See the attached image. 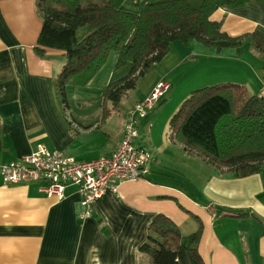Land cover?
Segmentation results:
<instances>
[{
    "label": "crops",
    "instance_id": "obj_1",
    "mask_svg": "<svg viewBox=\"0 0 264 264\" xmlns=\"http://www.w3.org/2000/svg\"><path fill=\"white\" fill-rule=\"evenodd\" d=\"M146 1L125 0L122 9L138 13ZM211 18L221 21L222 30L231 36H264V5L258 0L240 8L221 7ZM42 24L36 0H0V165L31 154L40 144L85 161L111 154L122 138L126 116L122 123L110 125L111 114L89 118L62 109L51 80L66 58L57 49L46 48L43 56L37 53ZM193 42L171 45L159 63L168 60L159 77L133 104L145 99L160 80L171 83L147 120L149 140L137 145L152 155L150 174L122 182L116 193L107 190L95 202L92 216L81 218V196L74 185L58 199L42 191L39 182L5 184L0 174V264H153L140 246L158 214L171 218L183 234L195 232L202 223L199 252L205 264H264V173H221L189 155L180 143L163 144V131L156 130L162 113L171 107L174 115L200 85L233 82L249 95L262 91L264 55L253 54L243 62L244 51L239 57L227 48L218 52L194 45L208 60L199 62V69L212 71L209 77L195 76L185 68L192 64L185 65L189 58L198 56ZM117 57L116 52L112 67L104 64L81 88H91L98 76L104 88L126 76L132 64L116 70ZM233 63L245 68L243 82L221 71Z\"/></svg>",
    "mask_w": 264,
    "mask_h": 264
},
{
    "label": "trees",
    "instance_id": "obj_2",
    "mask_svg": "<svg viewBox=\"0 0 264 264\" xmlns=\"http://www.w3.org/2000/svg\"><path fill=\"white\" fill-rule=\"evenodd\" d=\"M124 1L36 0L43 22L37 53L43 56L46 48L57 49L66 58L51 80L63 110L69 106L67 87L87 86L112 52L118 53L116 70L126 63L132 68L104 88L103 118L119 107L123 96L165 58L176 41L189 45L197 40L218 52L226 48L240 52L250 38L264 55V36H231L222 30L221 21L211 18L221 7L240 8L251 0H147L138 13L123 10ZM258 1L264 5V0ZM170 131L171 140L189 155L221 173L241 177L264 173V92L249 95L233 82L197 88L171 118ZM202 234L201 222L195 232L183 234L171 218L158 214L140 250L151 255L153 264H205L199 252Z\"/></svg>",
    "mask_w": 264,
    "mask_h": 264
},
{
    "label": "built area",
    "instance_id": "obj_3",
    "mask_svg": "<svg viewBox=\"0 0 264 264\" xmlns=\"http://www.w3.org/2000/svg\"><path fill=\"white\" fill-rule=\"evenodd\" d=\"M170 88L169 81L160 80L145 99L130 108L120 143L111 154L85 161L40 144L31 154L0 165L3 182H39L42 191L58 199H64L66 188L74 185L81 196V218L92 216L95 202L107 190L116 193L122 182L150 174L152 155L135 144L139 119L157 107Z\"/></svg>",
    "mask_w": 264,
    "mask_h": 264
},
{
    "label": "rangeland",
    "instance_id": "obj_4",
    "mask_svg": "<svg viewBox=\"0 0 264 264\" xmlns=\"http://www.w3.org/2000/svg\"><path fill=\"white\" fill-rule=\"evenodd\" d=\"M193 45H192V50L193 52L195 51L198 56L195 59H191L189 58L186 62L185 65H187L188 63H192L191 65L188 64L187 66H185L186 69H191L193 70L192 73H195L194 75H211L212 71L209 69H199V62L202 63V65L206 64L208 62V60H206L204 58V55L202 53H200V51L194 46V45H198V47H200L201 49H205L206 46L204 44H202L201 42L197 41V40H193ZM177 43L179 45H182V42L177 41ZM248 43V44H246ZM246 44V46H245ZM249 46H251V48H249ZM198 50V51H197ZM226 50H230L229 54H232V51H237V49L235 48H227ZM242 51L245 52L244 56H243V62L245 61H250L249 57H254V55L256 56H260L261 53L259 51H257L256 47L254 46V42L248 38L245 39L242 46H241V51L240 52H236L237 55L240 57L242 55ZM116 52H112L111 56L109 57V59L107 60L106 67H108L107 69L112 67V63H113V58ZM227 56V55H226ZM192 61H197V62H192ZM228 62V61H227ZM168 63V60H165V62L160 66L159 64H157V66L151 70L150 72H148L145 76H142L139 78L138 80V86L129 91L127 94H125L119 104V107L116 108L115 110H112L111 113V117L108 120V123L110 125H113V123H117V121H120V123H122L125 119V116L127 118V114L128 111L130 110V108H132L135 103V101L137 100L138 95H140L144 90H146L152 83V81L157 77H159V72H160V67H164V65H166ZM112 64V65H111ZM106 69V68H105ZM106 71V70H105ZM162 71V70H161ZM224 74L228 73V75H232L233 77L231 78V80H240L241 82H243V80H245L246 75L244 73L245 68H239L237 66L236 63H233L232 65H229L226 69L221 70ZM161 73V72H160ZM219 75V74H218ZM222 75V74H221ZM100 77L98 76L97 79L99 81H96L95 84L92 85V87L90 88H81L78 86H70L69 90H68V100H69V112L71 115L73 116H87L89 118H94L96 115H103V111H104V107L102 105L101 102V94H102V90H103V86L102 82L100 83ZM209 77V76H208ZM206 78V77H205ZM164 80V79H162ZM261 82V81H260ZM202 87L201 85L197 88ZM194 88V89H195ZM73 90H75V92H73ZM252 92L254 90H251ZM264 89L262 91H260L259 93H263ZM100 98V99H99ZM86 101V102H82V101ZM109 107L112 108V104L109 103ZM159 107V106H158ZM157 107V108H158ZM156 108V109H157ZM155 108L149 110V115L148 118H140L139 119V125H138V131H139V135L136 138V140L139 139V141L136 143L135 140V144L136 145H144L145 142L147 140H149V136H150V132H149V127H148V123L147 120H149L150 117H152L153 113H155ZM171 110L172 108L169 107L167 108L161 115L160 121H159V125L157 126L156 130H160L163 131L162 135H161V139L163 140V144H169L171 141L170 138V120L173 117V115H171ZM152 113V114H151ZM90 120V119H89ZM127 120V119H126ZM140 146V145H139Z\"/></svg>",
    "mask_w": 264,
    "mask_h": 264
}]
</instances>
